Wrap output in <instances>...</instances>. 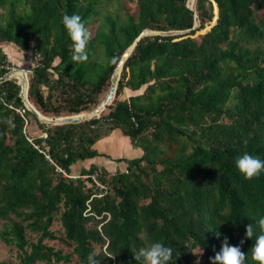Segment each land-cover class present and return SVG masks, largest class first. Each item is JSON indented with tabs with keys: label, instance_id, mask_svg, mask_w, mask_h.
Returning a JSON list of instances; mask_svg holds the SVG:
<instances>
[{
	"label": "trees",
	"instance_id": "obj_1",
	"mask_svg": "<svg viewBox=\"0 0 264 264\" xmlns=\"http://www.w3.org/2000/svg\"><path fill=\"white\" fill-rule=\"evenodd\" d=\"M107 1L0 0V43L32 50L27 99L44 117L94 109L143 30L189 29L140 37L98 117L42 122L22 101L17 79L0 82V242L15 248L18 264H70L73 256L88 264L89 254L99 264H139L133 256L154 242L173 248L170 264H210L227 237L246 253L244 264H254L255 236L239 242L250 223L259 233L264 171L245 180L235 159L264 160V0H133V9L119 3L125 9L102 11ZM65 14H79L86 27L97 22L86 62L71 59ZM11 66L0 46V77ZM125 88L131 95L119 98ZM31 120L41 134L27 133ZM116 128L140 154L118 158L122 170L90 164L72 173L76 162L100 155L93 144ZM93 173L107 187L100 197L85 187Z\"/></svg>",
	"mask_w": 264,
	"mask_h": 264
},
{
	"label": "clouds",
	"instance_id": "obj_2",
	"mask_svg": "<svg viewBox=\"0 0 264 264\" xmlns=\"http://www.w3.org/2000/svg\"><path fill=\"white\" fill-rule=\"evenodd\" d=\"M61 24L66 32V35L72 43L71 59L76 63H83L88 60L87 45L90 38V33L85 22L79 14L63 15ZM118 58L113 57L112 64L117 63ZM4 123L13 127L11 120H5ZM235 167L245 180H251L260 175L264 171V160L253 156L249 153H244L235 159ZM259 233L254 230L253 224H248L245 228L244 239L239 243L243 245L245 240H251L255 236L254 243L250 247V258L254 264H264V217L258 220ZM203 250L200 249L199 254ZM106 257L115 258V255H106ZM133 259L139 264H170L173 261V248L165 246L161 242L151 243L149 246L141 248ZM246 253L241 250L239 245L233 246L225 237L221 243V248L218 252L210 257V264H244ZM88 264H99L95 254H89L87 257Z\"/></svg>",
	"mask_w": 264,
	"mask_h": 264
},
{
	"label": "rangeland",
	"instance_id": "obj_3",
	"mask_svg": "<svg viewBox=\"0 0 264 264\" xmlns=\"http://www.w3.org/2000/svg\"><path fill=\"white\" fill-rule=\"evenodd\" d=\"M119 3H124V5L130 7L131 9H133L134 5H135V2L133 0H111V1H107V2L104 3V5L102 7V11H105V9H108L109 11H113L114 12V11H119L120 9H125V7H121L120 8L119 7ZM214 15H215V12H214ZM96 25H97V22H94V23L89 24L87 26L90 35H92L94 33ZM208 25H206L205 29H207L209 27ZM201 33H202V30H199V31H197L195 33V35L197 36V35H199ZM0 46L2 47L3 51L6 52L8 60L12 64V66H11L9 71L12 74L14 73L15 69H19L18 71H21V72L25 71L26 72L27 81H28V77H29V75L31 73V68H32V66L35 63V59H34V57L32 55V50L30 49V50H28L26 52H22V51H19V49L15 45H13L11 43H4V42L0 43ZM12 78H15V76L12 77ZM15 79H17V78H15ZM17 81H18V79H17ZM105 89L106 88H104V90ZM141 91H142V89L140 91H138V92H135V93H139ZM131 93L132 92L129 89L125 88L123 90V92L118 97L119 98L128 97L129 95H131ZM106 111H107V109L104 110V112H106ZM49 117L54 118L53 116H49ZM26 131H27V133L29 135H39V134H41L38 126L36 125V123L33 120H31L29 125H27ZM119 135H121V134H119ZM123 138L125 140L126 146L124 148H122V149H117L116 152H121L126 157H128V153L127 152H128L129 149H127V148L130 147L129 138L127 136H125V135H124ZM106 151H108V150H106ZM101 159H102L101 157H97L96 158L97 161L96 162L94 161L93 163H95V164L99 163ZM77 163H79V162H76L72 166V170L73 171L77 169ZM115 163H116V165L118 167H122V164H123L122 162L116 160ZM72 173H74V172H72ZM71 175H74V174H71ZM0 226H1V223H0ZM51 229L53 231H55L58 236L62 234V228H61V225H60L59 221H55L53 223ZM46 242L48 244H50V245H53L55 248H61L64 252H68L70 250V248L67 245H64L59 240H46ZM96 250H98V246H96ZM199 251H200L199 247H196L193 250L194 262H196V263H200V262L204 261V259H205V256L203 255V253L199 254ZM1 259H10L15 264H18V260H17V258L15 256V248L11 247V246H6V245H4L3 243L0 242V260ZM70 264H77L75 262V256L72 257V260H71Z\"/></svg>",
	"mask_w": 264,
	"mask_h": 264
},
{
	"label": "water",
	"instance_id": "obj_4",
	"mask_svg": "<svg viewBox=\"0 0 264 264\" xmlns=\"http://www.w3.org/2000/svg\"><path fill=\"white\" fill-rule=\"evenodd\" d=\"M191 9L192 7L189 6ZM199 26V20L197 18V16L195 15V19H194V25L193 28ZM189 31V29L186 30H171V31H157V30H143L141 32V34L135 39L134 43L132 45H130L127 50L124 52V54L122 55L120 61L118 62L116 68L114 69L111 78H110V86L109 89L105 95V97L101 100V102L91 111H89L86 115H72V116H61V117H44V116H40V113L38 112V110H36V108L34 107V105L32 103H30V101L27 99V86H28V81H27V85L25 87V82L24 80H18V84L20 85V96L22 98V101L24 102L25 106L32 111V113L37 117V119H39L42 122H46V123H52V124H60V123H72V122H80L82 120L91 118L93 116L98 117L100 112L107 106L109 105L115 96V92H116V87H117V83H118V79L120 76V71L122 69L123 63L124 61L127 59V57L129 56V54L132 52L133 48L135 47L136 42L140 39V37L144 36V35H148V34H159V35H172V34H182ZM118 66H120V71L119 74L117 76V78L115 79L116 76V69L118 68ZM24 74L26 76V72L24 71ZM15 75L12 74L10 71L6 72L2 77H0V82H2L3 80L6 79H10L12 77H14ZM15 78H17L15 76ZM115 82V84L113 85V82Z\"/></svg>",
	"mask_w": 264,
	"mask_h": 264
},
{
	"label": "crops",
	"instance_id": "obj_5",
	"mask_svg": "<svg viewBox=\"0 0 264 264\" xmlns=\"http://www.w3.org/2000/svg\"><path fill=\"white\" fill-rule=\"evenodd\" d=\"M118 130V131H117ZM120 132V133H119ZM121 134V135H119ZM124 135L119 129H113L108 135L103 136L99 138L94 144L93 147L100 153V155H97L93 158L90 159H85L82 161H78L77 163V169L74 170V173H78L82 167L88 166L90 164H95L93 163L94 161L96 162L97 157H101L102 159L100 160L99 163H96L95 165L103 167L109 172H112L114 170H122L126 167V162L122 159L120 162H122V167H118L115 163V161L118 158H130L134 156H138L140 154V149L137 147H134L130 143V147H126L128 150V157H126L123 153L121 152H116L117 149H122L126 146L125 140H124ZM130 142V140H129ZM108 150V151H106ZM116 159V160H115ZM115 160V161H114Z\"/></svg>",
	"mask_w": 264,
	"mask_h": 264
},
{
	"label": "built area",
	"instance_id": "obj_6",
	"mask_svg": "<svg viewBox=\"0 0 264 264\" xmlns=\"http://www.w3.org/2000/svg\"><path fill=\"white\" fill-rule=\"evenodd\" d=\"M43 136H45V134L43 133L42 134ZM88 175H82V178H87ZM92 181L90 182H87L86 184V188L91 190L92 194L91 196H97V197H100L102 196L106 190H107V187L106 185L98 178L97 174H91L90 175ZM108 175H105V178H107Z\"/></svg>",
	"mask_w": 264,
	"mask_h": 264
},
{
	"label": "bare ground",
	"instance_id": "obj_7",
	"mask_svg": "<svg viewBox=\"0 0 264 264\" xmlns=\"http://www.w3.org/2000/svg\"><path fill=\"white\" fill-rule=\"evenodd\" d=\"M193 1L194 0H190L191 4H193ZM15 70H18V69H15ZM119 71H120V66H118V68L116 69V76H115V79L117 78L118 74H119ZM13 74H15V76L17 77L18 80H24L25 82V87H26V76L24 74V72H21V71H15ZM116 81L113 82V85L115 84Z\"/></svg>",
	"mask_w": 264,
	"mask_h": 264
}]
</instances>
